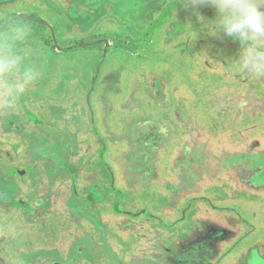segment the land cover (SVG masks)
Instances as JSON below:
<instances>
[{
	"label": "rangeland",
	"instance_id": "374dc122",
	"mask_svg": "<svg viewBox=\"0 0 264 264\" xmlns=\"http://www.w3.org/2000/svg\"><path fill=\"white\" fill-rule=\"evenodd\" d=\"M134 1L114 11L116 0H79L102 8L83 21L111 34L62 41L83 48L58 63L78 77L61 101L78 108L63 114L86 126L53 119L38 84L0 108V264H264V76L206 27L210 5ZM76 2L0 0V34L17 23L81 30ZM108 46L135 54L105 55L115 82L87 58Z\"/></svg>",
	"mask_w": 264,
	"mask_h": 264
},
{
	"label": "clouds",
	"instance_id": "9594fccd",
	"mask_svg": "<svg viewBox=\"0 0 264 264\" xmlns=\"http://www.w3.org/2000/svg\"><path fill=\"white\" fill-rule=\"evenodd\" d=\"M193 6L207 4L216 18L206 24L214 34L223 33L240 45L239 65L249 73L264 76V0H190ZM198 18L204 17L198 12ZM30 34L24 23L11 25L0 34V108L12 109L41 73L17 48Z\"/></svg>",
	"mask_w": 264,
	"mask_h": 264
},
{
	"label": "crops",
	"instance_id": "0c3cea01",
	"mask_svg": "<svg viewBox=\"0 0 264 264\" xmlns=\"http://www.w3.org/2000/svg\"><path fill=\"white\" fill-rule=\"evenodd\" d=\"M116 1L119 3L114 2L113 3L114 5H112L110 7L114 11L126 10V9H128V6L130 5V3L135 2L134 0H125V1L116 0ZM78 2H79V0H77V2H76L77 6L82 4V2H79V3ZM154 3L156 4L155 0L152 4L153 7H154ZM91 6H93V4L88 5L89 10H94V11H88L86 9H80V7L78 6L79 11L77 10L76 12L79 14L78 16L80 18L75 20V22H76L75 25L73 22H71V26H76L75 28H77L78 25H81V30H75V29L70 30L68 28V31L66 33H63V31L62 30L60 31V29L58 32L57 25L48 24V22H47L45 31H42L39 34L33 33V31L32 32L30 31V34L27 37V39L22 41L23 43L20 42L19 46H18V49H20V47H22V46H20V44L24 45V47L27 46L26 48H28V49L30 46L31 49H33L35 51L32 55V58L30 57V59L29 58L27 59V61H29L32 65L37 67L41 73L40 77L37 79V81L34 83V85H36L37 88L40 86L39 90H40L42 97L44 99L52 101L49 106L52 110V112H51L52 116H54L53 119H55L58 116H62L63 118L68 120L69 127L72 125V124H70L71 119L74 117L77 118L78 116H75L74 113L72 112L69 115L71 118L70 119L69 116H65L63 114V112L65 110L64 108H67L68 110L71 111V110H74L73 106H76V108H78V105L74 104L73 102H70L71 98H69L68 103H61V101H64L65 98L68 97L69 90H70L69 88H70L71 84H73L74 82L77 81L78 77L74 73V71L72 70L71 67H69V66L59 67L58 63L64 62L63 59H67V61H68L69 58L70 59L78 58V56H75V54H79L83 48H78V49H68L70 47L64 48V47H62V41H67L68 39L69 40H80V39L88 37L90 35L103 34L102 31H105L108 34H111V32L106 31L102 27L99 29V25H95L96 23L86 24V22L83 21L84 18H81V17L85 16V14L83 12L93 13L97 10L102 9V8L98 9L97 7L95 8V7H91ZM149 9H150V7H149ZM102 17H103V15H99L97 17V20L102 18ZM80 19L83 22H77ZM93 26H94V28H93ZM88 27H90V28H88ZM101 29H103V30H101ZM58 40H60V42ZM26 48H23V50L26 51ZM87 50H89L88 51L89 54L87 56L88 60L89 59H92V60L101 59L99 61L98 67H97L98 75L96 73V75H97L96 79H98V80L100 79V81L102 78H105L104 80L110 81L111 79H113L116 76V73H107L106 74V71H107L106 67L103 66V68H104L103 70H102V67L100 68V64L103 61L107 62V60H104L106 54H108V56H111L110 54H113V55L117 54L118 56H120V58H122V57L132 58L135 56V54H133L132 52H127L123 48H117V47H112V48H110L109 46L106 47L104 54H102L99 51V47H91V48H88ZM69 51H72V53H73L72 58L69 56L70 54L67 53ZM48 56L52 58L51 60L54 59L55 62H50L51 60L48 59ZM87 74L90 76H88L85 80H87L88 81L87 83L89 84L90 82L93 81L94 74H92L90 69L87 70ZM116 79L118 80V77ZM116 79L111 80L110 82H115ZM85 80H83V81H85ZM32 101H33V103L38 102V97H34ZM32 101H29V103L31 104ZM72 101H74V99H72ZM24 104H28V103L26 102ZM66 104L68 106H64ZM23 106H24V111H25L26 116L29 115L32 118V120H31L29 117V120L32 123L39 121V119L35 115V113L37 114L38 111H35V110L31 111V109H27V107H30V105H23ZM79 116H80V124L79 125H78L77 121H75V119H72V121L74 123H76L79 128H83V126H86V125H82V119H81V113L80 112H79ZM137 125H139V127H137V130H136V134H135L136 137L140 133H142L141 130L144 129L143 126L140 129V127H141L140 123Z\"/></svg>",
	"mask_w": 264,
	"mask_h": 264
},
{
	"label": "trees",
	"instance_id": "16d2710c",
	"mask_svg": "<svg viewBox=\"0 0 264 264\" xmlns=\"http://www.w3.org/2000/svg\"><path fill=\"white\" fill-rule=\"evenodd\" d=\"M20 17H24V16L21 15V16H18L17 18H12V19H13V20H12V23H15V22H16L15 20L19 19ZM9 19H10V17H9ZM9 19H7V20H9ZM8 27H9V26H8ZM6 29H7L6 27L2 26V27H0V32H1V31H4V30H6ZM91 36H92V35L86 37L85 39L83 38V39L78 40V41L76 42V45H78V46H82V47H84L85 44H86V46H87V45H90V46L94 45L95 43H93L94 40H93L92 38H95V36H93V37H91ZM22 204H24V203L22 202Z\"/></svg>",
	"mask_w": 264,
	"mask_h": 264
}]
</instances>
